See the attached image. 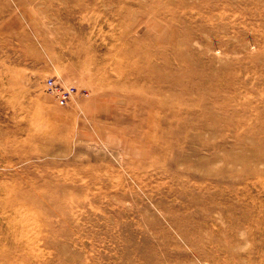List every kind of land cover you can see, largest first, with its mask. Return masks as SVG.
<instances>
[{
  "label": "rangeland",
  "instance_id": "374dc122",
  "mask_svg": "<svg viewBox=\"0 0 264 264\" xmlns=\"http://www.w3.org/2000/svg\"><path fill=\"white\" fill-rule=\"evenodd\" d=\"M0 264H264V0H0Z\"/></svg>",
  "mask_w": 264,
  "mask_h": 264
},
{
  "label": "built area",
  "instance_id": "2783aa9c",
  "mask_svg": "<svg viewBox=\"0 0 264 264\" xmlns=\"http://www.w3.org/2000/svg\"><path fill=\"white\" fill-rule=\"evenodd\" d=\"M47 87L54 94L55 99L59 105H65L74 97L75 88L73 86H64L57 84L52 78L46 80Z\"/></svg>",
  "mask_w": 264,
  "mask_h": 264
}]
</instances>
